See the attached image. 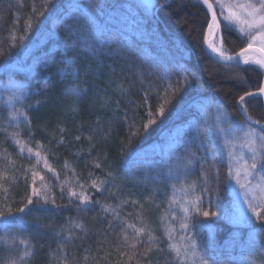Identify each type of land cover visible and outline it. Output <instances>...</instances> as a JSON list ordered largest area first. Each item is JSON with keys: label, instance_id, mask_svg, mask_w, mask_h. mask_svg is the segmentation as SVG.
<instances>
[{"label": "trees", "instance_id": "obj_1", "mask_svg": "<svg viewBox=\"0 0 264 264\" xmlns=\"http://www.w3.org/2000/svg\"><path fill=\"white\" fill-rule=\"evenodd\" d=\"M148 1L0 0V89L11 80L30 93L15 105L29 118L18 126L0 106V212L16 213L33 200L22 228L0 220V264H199L201 256L209 264H264V221L253 218L249 226L191 210L184 220L181 209L185 198L199 195L201 211H217L215 193H224L228 173L227 130L247 126L237 101L257 90L263 73L251 64L225 69L205 54L201 33L209 14L199 1ZM81 37L89 39L88 47L77 43ZM249 39L234 28L224 33L231 53ZM69 57L79 71L75 81L61 75L72 70ZM13 61L26 70L8 67ZM72 84L79 95L65 91ZM245 106L264 124L261 99H246ZM150 118L156 124L146 131ZM180 125L179 143L168 154L148 149ZM194 136L202 148L192 144ZM188 145L203 153L204 169L198 162L176 167ZM33 187L55 206L33 196ZM69 192L83 193L91 203L85 206ZM225 201L238 216L231 190ZM197 220H208L211 228H192ZM25 251L31 255L21 260Z\"/></svg>", "mask_w": 264, "mask_h": 264}, {"label": "snow or ice", "instance_id": "obj_2", "mask_svg": "<svg viewBox=\"0 0 264 264\" xmlns=\"http://www.w3.org/2000/svg\"><path fill=\"white\" fill-rule=\"evenodd\" d=\"M201 3L206 6L210 13L209 18L204 21L205 30L201 33L203 37L204 51L209 54L210 58L221 64L225 69H231L242 64L258 65L261 69H264V0H257V2H253V0H245L244 3H228L226 0H217V5L220 10L219 16L217 15V8L214 7V5L209 2V0H201ZM89 7H96V5L93 4ZM221 20L225 22L223 28L221 25ZM73 27V25L68 26L67 31L69 35L73 34ZM233 27L238 28V31L241 34H246L250 38L247 47L240 49V51L235 54L230 53V51L225 46L224 40V33L231 32ZM79 28L80 31L83 32L84 24H80ZM77 43L82 44L83 47H88L89 39L81 37ZM66 63L73 65V67L70 73L62 72V77L67 74L70 75L74 81L78 80L79 71L74 66L76 63L75 59L69 57ZM65 91L75 95L80 94V89L76 84L70 85L65 89ZM29 95L30 93L27 89L23 88L21 85L13 83L11 80L5 85L3 89H0V106H7L9 109V120L14 122L17 126L21 122V119L27 122L29 118L23 108H16L15 105L17 101L23 103ZM252 98L264 100V85L259 86L256 91L245 92L244 95L239 96L237 103L240 106L241 111L246 116V99L250 101ZM222 107V105L217 106L218 110L222 109ZM159 114L161 116L164 115L163 107L159 109ZM148 115L151 116V113H148ZM217 119L219 120L220 117H217ZM248 120L252 125H256L259 129L258 131L250 130L245 133L246 139L243 147L247 148L248 150L250 162L249 160H244L243 165L241 166L233 154V145L231 142L226 140L225 144L228 148V173L227 180L225 182L224 193L222 194L220 191L215 193L214 206L217 211H201V197L196 195L193 199L185 198L183 205H181L184 220L189 219V213L191 210L193 215H201L205 218L210 216L217 217L235 223H246L249 226L252 225L253 218L258 221H264V215H262V213H264V175L260 174L261 172H264V124H261L259 121L252 120L250 116H248ZM155 124L156 120L150 118L148 119L147 124L144 125V128L147 131L150 125ZM133 135H135V133H133ZM192 144L195 145L197 149L202 148V145L198 140H196L195 136L192 139ZM20 151H24L23 146L20 147ZM28 152L29 154H32V149L29 148ZM34 155L37 162L39 163L42 159L40 152L37 151ZM221 158H223V154H221ZM213 159H215V157ZM197 162L199 163L201 169L206 167L203 153L193 152L192 145H188V151L185 153L184 161H178L176 167L187 169L188 166L194 165ZM153 164H155V162H153ZM233 164L236 166L233 167ZM44 167L48 168L46 160L44 161ZM213 168H215V165H213ZM49 171L54 172V170L50 168ZM171 171L172 167L170 165L169 172ZM216 173L218 179V169H216ZM32 178L33 184H35L37 173L33 172ZM250 178L256 179L257 183L252 184ZM40 180L43 181V177H40ZM233 181L235 182V185H238L239 189L242 190L243 199L247 203V210L241 209L238 216H236L234 213L233 205L226 203L225 201V197L229 190L236 193L237 195H241V193L237 192L236 188L233 186ZM93 184H95V181H93ZM206 184L207 180L205 178V185ZM204 191L207 192L206 186L204 187ZM32 194L33 196L38 197L39 200L43 201V204L46 205L51 202L52 205L55 206V200L51 199V201H49V197L42 194L39 189L33 187ZM69 197H76L80 203L85 206H88L91 203L90 199L83 193L69 192ZM185 197H187V192H185ZM208 203L210 205L212 204L211 198H209ZM32 204V197H29L27 204L24 207L19 208L16 213H12L11 210H9L7 215L4 212H0V220H2L5 225L12 221H16L18 226L22 228L28 223L23 218L25 208ZM77 227H82V225H77ZM129 227L133 226L129 225ZM191 227L197 228L199 231H203L204 229L211 228V223L208 220H197L191 225ZM181 228L188 230L189 224L181 223ZM137 231L139 232L143 230L140 229ZM149 239H151V237H149ZM169 239H171L170 235ZM132 246L135 247V245ZM170 247L174 250L177 258L183 259L181 257V250L177 245L172 244ZM191 247L193 249L191 254L193 257H195L197 255V244L195 239L192 240ZM30 255V251H25L21 255L20 259L23 260L24 257ZM184 255H188L187 250H185ZM199 264H209V259H205L203 256H201ZM250 264H252V262H250Z\"/></svg>", "mask_w": 264, "mask_h": 264}, {"label": "rangeland", "instance_id": "obj_3", "mask_svg": "<svg viewBox=\"0 0 264 264\" xmlns=\"http://www.w3.org/2000/svg\"><path fill=\"white\" fill-rule=\"evenodd\" d=\"M150 1H148V2H150ZM191 1L196 2V1H200V0H191ZM213 1L215 2V5H216L217 9L219 10V7L217 5V0H213ZM226 2H228V3H236V2L244 3L245 0H226ZM253 2H257V0H253ZM152 3H154V1ZM219 14H220V10H219ZM110 15L114 16L113 14H110ZM120 23L121 24H126L127 26L130 25V23L125 18H121L120 19ZM233 28L238 31V28H236V27H233ZM241 35L244 36V37L249 38L246 34H241ZM257 44H258V42H257ZM26 56L27 55H25V57ZM255 66L258 69H260L262 72H264V69H261L258 65H255ZM8 67H10L12 69H15V70H26L23 67V65H22V63L20 61L10 62L8 64ZM31 69H32V66H28L27 67V70L30 71ZM66 112L67 111L65 110V108L61 109V113L62 114L63 113L66 114ZM247 116H250V115L247 113ZM252 120L257 121V120H255L253 118H252ZM242 128L243 129H238V128L233 126V127H230L227 130L228 138L230 139L231 143L234 144V156L237 158V160L239 161L241 166L243 165L244 160H249V162H250V156L248 154V150H247V148L243 147L245 139H246L245 133L250 131V130H256V131L259 130V129H257L255 127L246 126V125L242 126ZM183 129L184 128L180 125V126H176L171 131H165L162 134L161 140L151 144V146L148 147V149L150 151H152V152H155V153L168 154L173 148H175L178 145L179 137L182 135ZM235 166L236 165L233 164V167H235ZM258 168H259V166H258ZM250 180H251L252 184L257 183V180L254 179V178H250ZM233 186L236 188L237 192L241 193V195H237L236 193L232 192L234 197H235V199H236V202L238 204L239 213H240L241 209L247 210V203L243 199L242 190L239 189L238 185H235L234 181H233ZM257 194H259V193H257Z\"/></svg>", "mask_w": 264, "mask_h": 264}, {"label": "water", "instance_id": "obj_4", "mask_svg": "<svg viewBox=\"0 0 264 264\" xmlns=\"http://www.w3.org/2000/svg\"><path fill=\"white\" fill-rule=\"evenodd\" d=\"M201 1V0H200ZM209 2L210 3H212L210 0H209ZM213 4V3H212ZM206 7V6H205ZM209 12V11H208ZM210 14V13H209ZM203 50H204V44H203ZM240 51V50H239ZM238 51V52H239ZM205 52V54L210 58V56H209V54L206 52V51H204ZM238 52H236V53H238ZM261 85H264V77H263V80H262V83H261ZM260 85V86H261ZM262 102H263V104H264V100H262ZM241 114H242V116H243V118L245 119V121L247 122V123H249L250 125H252L250 122H249V120H248V117L243 113V112H241ZM252 126H256V125H252ZM257 127V126H256Z\"/></svg>", "mask_w": 264, "mask_h": 264}]
</instances>
